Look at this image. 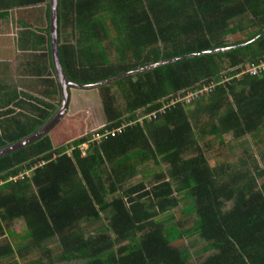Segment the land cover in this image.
<instances>
[{
	"label": "trees",
	"instance_id": "16d2710c",
	"mask_svg": "<svg viewBox=\"0 0 264 264\" xmlns=\"http://www.w3.org/2000/svg\"><path fill=\"white\" fill-rule=\"evenodd\" d=\"M47 1L22 0L21 6H47L48 13ZM57 24L60 64L72 83H100L177 60L97 86L106 116L99 132L133 123L92 141L84 155L80 145L90 140L85 132L57 146L48 133L0 157V237L12 222H22L25 233L17 240L27 243L23 249L30 257L18 253L17 259L22 264H192L188 248L176 243L195 233L210 253L200 264H264V170L253 174L200 152L183 156L198 148L204 134L218 137L223 146L226 133L264 142V74L235 76L264 59V0H58ZM236 31L244 41L223 42ZM104 41L113 45L118 61L109 60ZM224 48L229 50L201 54ZM192 54L201 55L184 58ZM210 82L213 89L190 103H178L155 120L137 121L164 97ZM112 85L121 92L123 108ZM44 106L53 110L34 107L37 112L26 122L27 115L7 117L0 149L40 130L55 109ZM202 115L208 122L194 127L191 119ZM145 160L167 167L158 168L149 187L140 182L124 188ZM24 171L27 176L11 180ZM186 198L190 203L182 212L194 214L191 226H163L160 215ZM103 214V232H85L82 224L101 222ZM46 242L53 243L54 255ZM8 257L15 256L6 243L0 260Z\"/></svg>",
	"mask_w": 264,
	"mask_h": 264
},
{
	"label": "rangeland",
	"instance_id": "374dc122",
	"mask_svg": "<svg viewBox=\"0 0 264 264\" xmlns=\"http://www.w3.org/2000/svg\"><path fill=\"white\" fill-rule=\"evenodd\" d=\"M27 24H31V22H26ZM37 24L39 25V19L37 20ZM31 31H33V28H31ZM245 35L241 32L236 31L234 36H226L223 39L224 43L227 44H234L235 42L239 43L244 41ZM105 50L107 52L108 58L111 62H116L117 55L114 50L113 45L108 42H103ZM241 45V44H239ZM30 49H35L30 48ZM249 51V49H246ZM101 58L105 62L106 58L103 56V53H101ZM233 70V69H231ZM225 71H223L224 74ZM227 78V77H226ZM135 80V78H132ZM92 89H89L87 92H82L85 90L80 91V95L78 96L77 105L74 106V103L71 105L72 113L68 117L61 119V121L52 128L48 134L51 140L54 142L53 146H57L59 144L64 143L65 139L70 138L73 135H76L78 133L79 128L82 129L83 127H87L88 130H85L84 132L87 133L88 131H92L95 129H98L106 124V116L103 109V101L99 96V92L97 87H91ZM81 90V89H78ZM75 89V92H79ZM92 91V92H91ZM84 93H87L86 95L89 96V103L88 105L84 102ZM111 93L116 98L117 106L120 108H123V105L125 102L123 101L121 97V92L119 91V88L117 86L112 85L111 86ZM77 96V95H76ZM43 103V102H42ZM19 104H17V107H19ZM87 109V116L85 117V122L81 119V115L74 116L76 114L77 109ZM53 110V109H51ZM55 110V109H54ZM27 117L25 118V122L28 119L29 113L32 111L31 109H27ZM58 111V109H57ZM53 116V114H52ZM208 122L207 116H199V119H191V123L194 125V127L197 125L199 128L200 126L206 125ZM85 123V124H84ZM196 129V128H195ZM199 129H197L198 131ZM223 138L226 141L225 146L218 145L217 139L218 137H215L214 135H205L202 139H197V147L199 148H192L190 149V152L185 153L183 156L185 158L192 157L194 155H197L198 152L205 154L206 157L211 158V161H220V162H227L232 168L241 166L246 167L254 174V170L263 169L264 170V142L256 144L253 142V140L249 136H243L238 139H233L231 137V133L223 134ZM209 145V146H208ZM195 147V146H194ZM245 154H252L253 156H245ZM243 159L241 160V158ZM165 168L167 167L164 165ZM164 166L156 165L151 160H145L139 163L135 168L132 176L125 180L123 183V187L132 186L135 184H138L140 182L144 183V186L149 187L151 182L154 181L155 174L158 170L164 169ZM105 168V166H104ZM28 175V172H27ZM259 182V179H257V183ZM190 203L189 199H183L180 200L178 203V206L176 208H172L167 215L169 217H166L165 215H160V217L163 218V226H169L171 223H179L180 227L187 228L191 226L192 220L195 218L194 214H184L182 210H185L187 205ZM159 217V218H160ZM101 222L98 223H83L82 226L84 227L85 232H88L92 235H96V230L100 228V230L103 232V229H101V226L106 224L107 216L105 214L102 215ZM25 233V227L22 222H19L18 220L12 222L7 229V232L5 235L0 237V246L5 245L8 243L9 245H12V248L14 250V256L15 257H8L6 259H1L0 264H22L24 263L21 259H17V254L21 253L24 257L23 259H29L30 257L27 255L25 248V245L27 244L25 241H18L17 237L22 236ZM180 249L188 248L191 259L190 263L192 264H200L202 261L210 254L209 252H205L203 250V246L206 244V242L199 237V235L192 233L187 236H184L182 240L177 242ZM45 246L47 248H50V254L54 255L56 252L53 250V243L52 242H46ZM33 255V254H32ZM36 257V255L31 256V258ZM38 257V255H37Z\"/></svg>",
	"mask_w": 264,
	"mask_h": 264
},
{
	"label": "crops",
	"instance_id": "0c3cea01",
	"mask_svg": "<svg viewBox=\"0 0 264 264\" xmlns=\"http://www.w3.org/2000/svg\"><path fill=\"white\" fill-rule=\"evenodd\" d=\"M21 2L22 0H0V112L11 111L8 115H0V137L7 133L5 125L7 117L27 115V109L32 110L29 114L36 113L37 109L34 107L51 109L46 108L44 104L55 107L52 113L55 115L61 105V88L51 50L50 0L47 1L48 13L45 12L47 6L33 8L21 6ZM27 21L31 22L28 27L25 26ZM34 47L35 49H30ZM68 89L69 103L61 119L75 113H72L71 105L74 102V106L77 105L80 91L87 92L92 88L69 87ZM75 89L81 90L75 92ZM84 94L82 98L88 105L91 95ZM14 97L15 99L10 102L9 100ZM17 101L20 103L19 107ZM87 112V109L80 108L74 116L81 115V119L85 122ZM88 128V125L79 128L77 135Z\"/></svg>",
	"mask_w": 264,
	"mask_h": 264
},
{
	"label": "water",
	"instance_id": "95a60500",
	"mask_svg": "<svg viewBox=\"0 0 264 264\" xmlns=\"http://www.w3.org/2000/svg\"><path fill=\"white\" fill-rule=\"evenodd\" d=\"M50 34H51V50H52V57H53V63H54V67H55V72H56V76L58 78L59 84H60V88H61V105L59 107V111L57 112V114L52 117L48 123H46L40 130H38L37 132L33 133L31 136H27L9 146H6L2 149H0V157L4 156L6 154H9L13 151H16L30 143H33L34 141L42 138L43 136H45L46 134H48L50 132V130L52 128H54L55 125H57L59 123V121L61 120L62 116L65 115L66 113V108L68 106L69 103V87H77V88H91V87H97L99 84H104V83H108L114 80H118L122 77L128 76V75H134L137 72H141V71H145V70H151L153 68H156L160 65L163 64H167V63H172L174 61H176L177 59H172L168 62H158L156 64H152L143 68H140L138 70H130L120 76L117 77H112L106 80L101 81L100 83H94V84H89V85H82V84H78L76 82H70L67 80V78L65 77V74L62 70L61 64H60V58H59V43H58V34H57V28H58V24H57V20H58V0H50ZM264 33V29L262 30L261 34ZM257 37H255L254 39L250 40L249 42H252L256 39ZM245 44H242L241 46H244ZM229 50V48H224V49H215L213 51H206V52H202L201 54H209V53H218V52H224ZM201 54H192L190 56H186L184 58L187 57H193V56H198Z\"/></svg>",
	"mask_w": 264,
	"mask_h": 264
},
{
	"label": "built area",
	"instance_id": "2783aa9c",
	"mask_svg": "<svg viewBox=\"0 0 264 264\" xmlns=\"http://www.w3.org/2000/svg\"><path fill=\"white\" fill-rule=\"evenodd\" d=\"M240 74H247L250 76H260L264 74V59L258 60L255 63H248L244 66L242 70H240L236 77ZM229 78H225L224 81H228ZM214 83L210 82L208 85L202 86L201 88H196L194 90H187V91H180L177 94H171L166 97H164L160 105L152 110L151 112L145 113L142 116L137 118L138 122H142L145 119L146 120H155L159 116L165 115L168 111H170L172 108H174L178 103L187 104L190 103L192 100L197 99L199 96H201L205 92H209L213 89ZM133 122L129 123H122L120 126L116 128H112L111 130H104L103 132H99L101 128L104 126L88 131L87 133H84V135H87L90 133V140L86 143L80 145V149L83 151L82 154L84 155V151L87 150L88 145L92 143V141L101 140L104 138H108V136H113L123 130V128L127 125L132 124ZM32 169H29L31 171ZM28 171H24L23 173L18 174L17 176L11 178V180L15 179H21L22 176H27ZM10 180V179H9Z\"/></svg>",
	"mask_w": 264,
	"mask_h": 264
},
{
	"label": "flooded vegetation",
	"instance_id": "af4514ba",
	"mask_svg": "<svg viewBox=\"0 0 264 264\" xmlns=\"http://www.w3.org/2000/svg\"><path fill=\"white\" fill-rule=\"evenodd\" d=\"M55 115H56V114H55ZM55 115H53L52 117H54ZM63 116H64V115H63ZM52 117H51V118H52ZM51 118H50V119H51ZM50 119H49V120H50ZM49 120H48V121H49ZM48 121H47L46 123H48Z\"/></svg>",
	"mask_w": 264,
	"mask_h": 264
}]
</instances>
